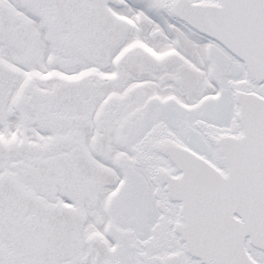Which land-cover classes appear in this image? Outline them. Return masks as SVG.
Instances as JSON below:
<instances>
[{"label":"snow or ice","instance_id":"snow-or-ice-1","mask_svg":"<svg viewBox=\"0 0 264 264\" xmlns=\"http://www.w3.org/2000/svg\"><path fill=\"white\" fill-rule=\"evenodd\" d=\"M0 264H264V0H0Z\"/></svg>","mask_w":264,"mask_h":264}]
</instances>
